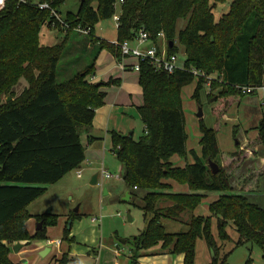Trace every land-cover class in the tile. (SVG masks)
Instances as JSON below:
<instances>
[{
	"label": "trees",
	"instance_id": "1",
	"mask_svg": "<svg viewBox=\"0 0 264 264\" xmlns=\"http://www.w3.org/2000/svg\"><path fill=\"white\" fill-rule=\"evenodd\" d=\"M118 1L81 0L77 14L63 16L71 29L57 28L63 37L54 46L39 45L41 28H50L52 18L37 5L49 4L61 14L66 0H6L0 11V97L22 79L27 84L15 102L0 104V264H15L9 244L42 240L46 227L57 224V216L39 217L42 230L31 237L26 228L31 217L27 208L85 161L82 136L89 132L96 110L104 105L102 88L117 84L90 81L97 56L107 51L122 62L117 46L97 38L94 27L114 17ZM228 2L227 13L216 20L214 11ZM119 8L117 43L132 41L144 29L150 41L161 47L163 34L168 56L183 49L186 69L169 75L141 62L138 84L143 105L137 112L143 133L137 141L133 136L110 133L111 151L123 166L124 183L132 191L146 193L142 202L145 230L125 240L129 264H137L157 247L162 254L183 256V264H195L198 240H204L210 264H226L229 254L221 256L226 243H234L235 248L248 243L263 248L264 209L249 200L251 178L238 183V189L231 182L245 156L237 152L224 156L216 130L200 119V156L192 152L193 164L184 168L175 167L171 159H186L187 155L182 90L195 81L193 97L199 102L206 85L204 78H195L189 71L213 78L210 91L221 87L218 99L225 111L246 95L240 88H264V0H124ZM179 20L186 21V26L178 33ZM78 26L91 29L86 37L97 47V56L59 82L60 62ZM255 130L264 151V119ZM209 161L218 166L217 174L212 173ZM256 172V188H260L264 171ZM172 183L186 185L191 193H175ZM210 193L220 196L208 207L209 215H195ZM76 217L70 216L69 223ZM214 219L217 237L212 233ZM164 221L183 223L187 232L168 233ZM230 227L237 234L235 241L228 234ZM70 234L71 228L66 227L62 240L72 244ZM64 257L59 264L70 262ZM246 264L253 263L248 260Z\"/></svg>",
	"mask_w": 264,
	"mask_h": 264
},
{
	"label": "rangeland",
	"instance_id": "2",
	"mask_svg": "<svg viewBox=\"0 0 264 264\" xmlns=\"http://www.w3.org/2000/svg\"><path fill=\"white\" fill-rule=\"evenodd\" d=\"M80 2L81 0H66L60 7L59 12L62 16L66 14L75 15L79 10ZM228 9L229 2L218 5L214 11L216 20L227 13ZM116 14H120L119 7L116 9ZM185 26L186 21L179 20L177 23V32H181ZM94 34L97 38L109 43H115L117 41V26L114 19L111 18L100 21V23L94 27ZM62 37L63 36L58 31L50 30V28L44 26L41 28L39 35V45L54 46L60 44ZM71 40L70 46L60 62L57 78L59 82H63L77 74L83 67L88 66L91 60L97 56L96 46H93V51L84 52L86 46L91 45L88 37L74 34ZM179 49L180 51L177 55L178 66H182L185 61V55L183 49ZM25 86L26 82L23 79L20 80L12 87L9 93L1 95L0 104L3 105L8 103V99H10L9 102H15L26 88ZM195 86L196 82L194 81L182 90V109L185 117V131L187 135L186 159L180 158L179 156L173 157L172 163L176 166H178L179 163L186 166V162L188 164H193L192 152L200 156L201 134L199 131V118L197 114L199 109H201L203 113L201 120L205 126L217 132L218 146L222 154L225 156L234 151L237 152L240 157H246L243 166L233 173L231 180L233 186L238 189V183L243 184L245 179L248 180L251 178L252 183H250V185L252 188H250L252 191L247 193L249 200L264 209V176L260 179V188H256V174H258L256 170L259 169L261 172L264 171V151L262 147L258 145L257 133L254 135L255 133L250 131L251 133L244 136L247 134L246 129L255 126L258 127L260 122L264 119V88L238 98L236 101H233L225 111L222 109V101L218 99L222 91L221 87L216 88L212 92L209 91L208 87H205L200 93L198 102L193 97ZM134 116L136 120L133 121L132 128L128 134H132L133 139L137 141L143 133V125L139 114ZM100 143V152L94 157L98 165L95 163L97 166H92L95 170L98 168L97 172L95 170L88 171L84 169L81 178H78L77 172L79 169L71 171L66 178L67 181H70L71 185H63L64 182L60 180L62 182L59 181L55 184L56 186L52 185L48 187L46 193L27 208L28 212L41 215L39 217L44 216L49 219L52 215L57 216L58 219L55 226L46 227L44 239L31 240L30 245L26 247L23 253L21 262L26 261L27 264H48L44 256L35 249L39 244L47 243L48 248H50L53 254L58 252L51 258L54 263L59 264L65 254H67V256H65L66 259L70 260L68 254L70 255V253L75 251L77 255L75 258L77 260L76 264H95V261L87 256V249L84 246L78 245V243L83 245L85 242V244H87V241H84L85 234L89 235V233L93 232L92 229L96 227L98 237L94 247L100 252L99 259L101 264H129V247L120 245L119 241L138 237L144 232L146 224L143 217L142 202L146 193L144 191L134 192L131 188L126 186L123 181V166L112 153L110 145H104L102 142ZM237 146H239V150H237ZM102 163L104 164V168L111 175L116 177L112 180L103 181L104 188L109 191V195L107 196L102 194V188H100V186L90 185L91 177L99 173V165L102 167ZM220 164L223 167V160L220 161ZM174 185L178 189H185L188 191L186 185L176 183ZM126 191H132L133 199L130 203L123 201ZM189 193H191L190 190L188 191V194ZM219 196L220 193L207 194L200 207L195 211V215L208 216V207L214 203ZM81 204L82 206L80 207ZM49 209L52 210L50 214L47 213ZM87 209L90 211V215H82ZM72 215H77L78 217L72 221L70 227L68 219ZM39 217H30L26 223L27 231L31 237L36 234L37 219ZM128 217L132 220L131 222H129ZM95 219L97 220L94 222ZM111 222H113L115 228L114 233L111 230ZM165 223L168 233L187 232V227L183 223H176L174 221H166L164 224ZM66 227L71 228L73 237H77V244H69L62 240ZM212 233L217 237L215 219L212 222ZM228 234L234 241L237 239V234L233 227L228 229ZM92 235H95V233H92ZM88 237L86 240L95 238V236ZM50 241H53V244H50ZM56 242L61 243L60 248L55 245ZM20 243L25 244L26 242ZM16 244L17 243L9 244L11 253H14L12 248ZM117 249H119V256H116V261L114 254ZM61 253L63 255H61ZM226 254H229L226 259V264H246L248 260H251L253 264H264V247L261 248L255 244L248 243L235 248L234 243H226L221 251V256L223 257V255ZM170 258H172L171 264H181L178 257L171 256ZM210 263L211 255L204 240H198L196 245L195 264Z\"/></svg>",
	"mask_w": 264,
	"mask_h": 264
},
{
	"label": "crops",
	"instance_id": "3",
	"mask_svg": "<svg viewBox=\"0 0 264 264\" xmlns=\"http://www.w3.org/2000/svg\"><path fill=\"white\" fill-rule=\"evenodd\" d=\"M93 50H94L93 46L87 45L86 48L84 49V52L93 51ZM134 64H135V61L131 59L124 60L123 63L120 64L117 61V59L107 51H103L98 54L97 59H96V64H95V72L90 78V81L93 83H104L105 84L113 80V81H116L117 84L102 88V91L106 93L104 105L101 108L96 110L95 117L92 122L91 128L89 129V132L82 136L81 142L85 148V161L81 165L80 169L82 170L85 169L88 171L95 170L94 168H92V166L96 164L98 165L97 161L94 160V157L97 155V153L100 152L99 144H101L100 142H102V144L104 145L106 144L110 145V148H111V137H110L111 132H116L124 136L129 135L128 133H130V129L132 128V123L133 121L136 120L134 115L137 116L138 114L137 108L143 105L142 91L138 84V72L131 70V67ZM133 76H136V77H133ZM256 128L257 127L255 126V127H250L249 129H246L247 134H245L244 136L248 135L251 132L255 133L254 135H256L257 133V131L255 130ZM174 157H177V156H174ZM173 159L174 158L171 159V162L173 161ZM173 165L178 168L185 167L184 165L180 163L178 164V166H176L175 164ZM186 165H187V162H186ZM102 166L104 167V164ZM100 168L101 167L99 165V169ZM97 170L98 168H96L95 171L97 172ZM68 175L62 179V181L64 182L63 185H67V184L71 185L70 181H67L66 179ZM94 175H98V184L96 186H100V188H102V194L104 196L109 195V191L108 189L104 188V184H103L104 182L101 180V177L99 176V174L97 173ZM93 176L91 177V180ZM174 184L175 183H173L172 185V189L175 193H188L189 189L188 191L185 189L183 190L178 189L177 187H175ZM133 191L136 192V190L134 189ZM127 193H129L130 195V200L128 201V203H130L133 199L132 192L126 191V193L124 194V197L126 196ZM81 206L82 204L80 205V207ZM49 210L52 213V210L51 209ZM29 214L31 217L41 216L39 214H34L32 212H29ZM82 215H90V211L87 209L85 210V212H83ZM163 225L166 229V223ZM92 231H93L92 233H95V235H92V233H89V235L85 234L84 241H87L86 242L87 244H85L84 242L83 245L79 243L78 245L84 246L87 249L86 250L87 256H89L93 261H95V264H101L100 259H99L100 252H98L96 250V247H94L96 245L97 237H98L96 227H94ZM171 234H175V233H171ZM88 236L89 237L95 236V238L91 239ZM70 237L74 238V243L77 244V237L76 236L73 237L72 234H70ZM87 237L89 238L88 240H86ZM21 244L25 246L23 247L24 249L22 248L23 250L21 249L22 251L20 250L21 252L19 251L18 253H10V259L15 264H27L26 261L21 262V259H22L23 253L26 250V247L30 245V243L29 244L21 243ZM35 249H37L44 256L45 260L48 261V264H57V263H54L51 258L58 252L53 254L50 248H48L47 243L39 244V246L38 247L36 246ZM150 253L151 254L149 256L139 259L137 264H171L172 263V258H170L171 255L162 254V252L160 251V247L153 249ZM61 255L63 254L61 253ZM114 255L117 261L116 256H119V255L116 253V251ZM68 256L70 258L69 263H75V264L77 263L76 262L77 260L75 259L77 255L75 254V251L70 253V255L68 254ZM176 257H178L181 261V264H183V256H176Z\"/></svg>",
	"mask_w": 264,
	"mask_h": 264
},
{
	"label": "built area",
	"instance_id": "4",
	"mask_svg": "<svg viewBox=\"0 0 264 264\" xmlns=\"http://www.w3.org/2000/svg\"><path fill=\"white\" fill-rule=\"evenodd\" d=\"M123 3L124 0H119L115 5V8L117 9V7H120ZM5 4L6 0H0V11L4 9ZM37 6L40 10H48L50 12L52 18L50 24L51 30H57V28H61L66 32L71 29L70 26L64 21L63 16L52 9L49 4H39ZM113 19L116 23V26L118 27L120 22V14L117 15L115 13ZM73 31L82 36H89L91 33L90 28H82L80 26L73 28ZM160 38L162 40V44L161 47H158L150 41L148 33L144 29H141L132 41H124L121 43L115 42L113 44H115L119 49L122 58L121 63H123L124 60L129 59L135 61V64L131 67V70L135 72L139 73L140 63L144 61L149 62V64L158 71L165 72L169 75H172L176 71H186V69L184 68V64L182 66H178L177 55L168 56L166 49V40L163 34H160ZM189 72H191L195 78H204L206 80L205 87H208L210 91L211 82L213 81L212 77H207L204 73L197 70H192ZM240 90L243 94L246 95L252 94L255 91V89L252 87H244L240 88ZM82 171V169L78 170V178H81ZM98 174L101 177L102 181L112 180L115 178L103 166L100 168ZM134 190H136V188H134ZM96 220L97 219H95L94 222ZM50 244H53V241H51ZM55 245L60 248L61 243L56 242ZM116 253L119 255V249H117Z\"/></svg>",
	"mask_w": 264,
	"mask_h": 264
},
{
	"label": "water",
	"instance_id": "5",
	"mask_svg": "<svg viewBox=\"0 0 264 264\" xmlns=\"http://www.w3.org/2000/svg\"><path fill=\"white\" fill-rule=\"evenodd\" d=\"M171 46H172V43H171ZM8 101H10V99H8ZM197 117L199 119H201L203 117V113H202L201 109H199ZM129 136L132 137V134H130ZM237 145H238V142H237ZM209 167H210V169H211L213 174H217L219 168H218V166L215 163L209 161ZM97 184H98V175H94L92 180H91V182H90V185L91 186H96ZM129 200H130V195H129V193H127L126 196L123 198V201L128 203ZM47 213L50 214L51 211L49 210ZM128 218H129L128 219L129 222H131L132 220L130 219V217H128ZM69 226L71 227V222H70ZM42 227H43V222H38L37 227H36V232L41 231ZM111 230H112L113 233L115 232V228H114L113 222H111ZM119 243L121 245H125L126 241L125 240H120ZM23 247H24L23 244L17 243L16 245L13 246L12 250H13L14 253H18Z\"/></svg>",
	"mask_w": 264,
	"mask_h": 264
}]
</instances>
